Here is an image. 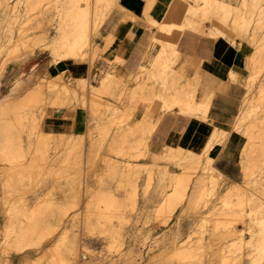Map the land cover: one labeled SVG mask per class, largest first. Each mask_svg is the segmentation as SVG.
Listing matches in <instances>:
<instances>
[{"label": "bare ground", "instance_id": "6f19581e", "mask_svg": "<svg viewBox=\"0 0 264 264\" xmlns=\"http://www.w3.org/2000/svg\"><path fill=\"white\" fill-rule=\"evenodd\" d=\"M111 1L113 0H93L91 8V0H4V16L2 15L4 18H18L22 15L26 17L20 23L21 26L18 33L13 34L14 29H12L13 31L10 30L11 33L9 32L10 34H7L8 37L4 41L5 47L8 48L9 58H6L0 66V82L6 65L9 62H16L24 57L33 55L36 52L35 50L37 49L38 42L48 38L50 35L52 36V40H50L48 44L46 43L47 45L45 48L52 56V60L50 59L51 61H65L66 63H71V60L76 58L78 60L77 62L83 63L82 60L87 57L85 53L87 49L85 46L88 45L90 33L92 30H98L101 26L105 19V15L107 16V12H109L107 11L105 13V10H108L107 6H109ZM183 2H186V5L181 12ZM53 5L58 9L60 15V19H56V22L54 21L56 24L52 22L54 20L53 17L33 16L35 13H47V9ZM113 5L115 6V4ZM167 10L166 17L162 21L151 20L150 18L152 17H148V21H151V23L158 28L157 35L154 36L155 40L159 39L158 33L172 32L177 29L179 35L183 30L188 28L196 32L205 30V34L213 35L218 38L224 37L235 44L241 43L240 41L238 42L237 39L240 38L241 41L249 43L252 47L247 58L245 56L247 60L246 65L250 66V77L253 82H256L254 80L255 78H259V76L261 79L258 86H256L257 90L254 94L250 91L251 86L244 90L241 98L242 102L240 103L239 112L235 120L236 127H234L246 138L240 153V165L243 175L242 181L245 184L235 181L234 179L233 181H227L226 178L228 177H226L219 168L213 167L212 170L203 171L199 177H196L193 188L203 185L204 188L199 191V196L202 197L206 193L208 194V192L210 194L208 187L205 185L209 180L211 182V187L217 182H221L223 189L221 190L220 197L225 199L226 203L236 205L241 211H249L250 219H258L250 223V225H245V228L241 227L242 225L238 227H234V225L230 226V221L225 223L223 219H217L212 229L206 232L209 233L208 235H213L210 237L211 239L216 237L229 238L233 236L239 238L237 242H239L238 250L240 251L247 243H250L251 251L254 252L256 259H261L264 257V213L260 217H257L252 215V210L264 212V180H258L253 177L256 172H264V42H262V34L264 33V0H237L236 2L231 0H174ZM214 20L220 24L216 25ZM0 26L2 27V25ZM13 27L14 26H12V28ZM16 27L15 25V28ZM28 29L36 30L28 32ZM53 29H56L54 35L50 34V30ZM166 41L168 40L163 39L161 47L158 46L157 53L154 55V58L150 60L152 65H158L161 68L153 71L149 66L152 70L149 76L154 77L155 81L161 84L160 87H157L159 83H155L153 86L151 85L149 89L153 90V92L154 90H158V93H156L159 94V97L162 99L161 113L158 114V116H151L150 113H146L135 125L133 124V126L128 128H121V126L116 128L113 127L114 123L117 124V122L123 120L122 117L125 112H123V116L118 117V119L115 116L105 119L103 115L105 109L104 112L102 109L105 106L106 108L114 109L113 111L115 113H117V109L119 108L115 106L113 102L101 96L102 93L112 94L111 86L108 83L111 81L110 78V80L108 79L109 81L107 80L108 82L105 78V80H101L99 86H94L88 82V77L84 74L72 75V77H74L73 83L67 85L62 81L63 71L62 74L51 75L47 78L45 92H42L41 87H37L39 86L38 83L36 86L37 88H35L36 90L33 92L31 91V93L27 92L28 94L23 97L22 102L16 104L15 101L19 94V90L17 92V89L21 88V82L25 80L23 78L24 80H19L20 82H17V84L13 86L10 94H6L0 99V161L8 163L7 165H3L0 170L3 187L5 189L18 187L20 183L25 180H33L36 173L42 169V164L49 161V147H52V142L54 141L55 144L59 146L64 139V132H52L44 129L43 123H41L35 110H33L34 106L41 107L40 113L42 114L43 112H47L49 107H67L72 104L73 98H78L80 94L82 97L87 95V101L86 96L84 100L87 102L92 115L99 116L100 120L97 119L98 123L96 124L94 122L96 125L93 127L87 124L89 125L87 132L88 136H90V143L89 151H87L88 174L86 175L84 185L86 193L89 192L92 195V200L89 203L90 206L88 207L87 201L85 207L77 212L70 210V207L58 206L52 199H46L40 206H35L28 210L25 209L26 211L21 213L25 217L24 220L21 216L19 217L21 220L18 222L20 229L12 237H9V232H6V230L4 232L5 237L0 239V264H10V254L12 252L22 253L25 249H28L29 252L30 250L37 251L41 247L44 238L52 234L54 230L65 221L66 215L71 214L73 223L76 224V222L81 221L83 226L89 228L91 231H106L113 237L120 234L119 229L112 224H88L90 220L97 221L101 217L105 219L110 218V216L107 215L101 216L99 210L103 205H105V209H109L111 204L115 201L112 191H109L107 188L99 189L92 183L93 180L91 181V173L93 172L94 174L98 170V162L96 163L94 159L97 155V153L95 155V147L105 146V149L119 155V157H124V160L117 161L105 158L103 168L108 167L110 174H127V176L132 177L131 180L134 178L132 174L133 170H120L118 162H129L132 159H141L146 155L164 160V166L159 167L157 170L161 181L166 179L169 181L168 187L170 190L163 201V205L166 208L172 210L189 194L192 188V173L194 170L188 171L186 169H196L201 156L205 153L212 157L211 153L214 145L219 141L222 143V141L228 137L230 131L217 125L215 122H211V133L200 149L197 150L186 147L180 143L172 144L166 142L163 143L162 152L158 155L153 154V150H150L149 146L151 145L149 144V138L160 121L162 114L168 110L173 111L176 106H179V112L205 119L211 99L217 90L218 78L222 77V75L205 67L198 68L192 73L189 71L188 64H184L182 61L178 65L173 66V63L177 60L175 56L180 55L179 50L175 48L177 39L173 42ZM96 49L98 50V48ZM117 63H119V61H117ZM141 66H144V64L141 63ZM166 67H168L169 70H167ZM201 72L204 74V77L199 74ZM146 73L148 75L147 71ZM30 76L38 77L36 74ZM239 77V72L232 68L228 70L226 78L229 81L235 83L241 82ZM151 80L152 78L150 81ZM183 80L185 82L182 83ZM23 86L26 88L25 85ZM147 90L148 88H146V91ZM141 91H143V87L140 92ZM146 91L145 97H147ZM40 92L43 94L40 95ZM89 92H94V96H90L88 94ZM148 92L151 93V91ZM131 99L133 101V98ZM84 100L83 104L85 103ZM142 100H144V98ZM139 102L140 101H138V103ZM132 103L134 104L135 102ZM124 108L126 107L124 106ZM95 116H93V118ZM95 131L97 135H93ZM71 136L72 133H69L67 140H70ZM87 140L89 141V139ZM80 146L83 147V143H81L79 137L78 140L76 138L75 142L73 141V143L69 144L65 158L67 162L75 161L76 163L81 160L80 153L84 147L80 149ZM213 153L215 154L216 152ZM64 165L66 164L64 163ZM152 169L151 167L148 168L150 178L153 173ZM82 171L83 170H81V172ZM75 178L79 180L80 176ZM133 185L135 184L132 181V186ZM249 187L250 189L257 190V192L248 190ZM101 203H103L102 206ZM227 212L226 210V213ZM10 213L8 211V214ZM12 217L13 215L10 217L11 220L14 218ZM158 218L161 220L163 219L160 215H158ZM15 221L17 220L15 219ZM162 221H164V219ZM203 242H206L203 241V238H198V240H193V237L181 239L173 235L168 238L166 243L164 242V244H162V246H164H161L162 248L160 247L159 254L166 257L171 264H191L194 262V259L199 258L203 254V249L206 248ZM213 244L214 241L213 243L209 241V244L206 245ZM82 248L84 247L77 237H72L69 240L67 234H63L57 237L47 247L44 255H41V258H27L26 262L27 264H75L78 257L82 255ZM207 248L209 249V246ZM136 250L139 251L140 249H135V251ZM223 250H225V248H223ZM84 251L86 252V250ZM135 251L133 250L134 253H137ZM214 253V251L209 252L210 256ZM226 253L229 254L228 252ZM205 255L206 254H204V256ZM128 257L131 262H136V258L132 254ZM224 259L223 261L225 263ZM233 259L231 258V260ZM100 262L101 260L99 262L95 261L94 264H101ZM239 262L241 263V261ZM80 263L82 264V262ZM210 264H214V262Z\"/></svg>", "mask_w": 264, "mask_h": 264}, {"label": "rangeland", "instance_id": "374dc122", "mask_svg": "<svg viewBox=\"0 0 264 264\" xmlns=\"http://www.w3.org/2000/svg\"><path fill=\"white\" fill-rule=\"evenodd\" d=\"M231 1L236 2L237 0H231ZM92 2L93 0H91V8H92ZM113 4L116 5V0L111 1L109 6H107L108 10H105V13L109 11L107 12V16L110 14V12L115 7ZM185 5H186V2H183V6H181L183 8H181L182 10L180 9L181 12L183 11ZM4 8H5L4 0H0V16H1L0 25H2V27L0 26V66L6 60V58L7 59L9 58L8 48L5 47L4 41L7 39L11 31H13L12 29H14L13 31L14 33L12 32L13 34L18 33L19 28L21 26L20 23L26 17L25 15L24 16L22 15L18 18H14V17H9V19L8 17L4 18L3 17ZM58 15H59V11L57 8H55V5L48 8L47 13L33 14V16H38V17H42V16L53 17L54 20L52 22L54 21L56 22V19H60V15L59 16ZM107 16L105 15V18ZM33 23H34V20H33ZM214 23H216V25L220 24V23H217V21L215 20H214ZM15 25L17 26L16 28H15ZM12 26L14 27L12 28ZM28 30H29L28 32H32V31H35L36 29H32V30L28 29ZM55 31L56 29L50 30V34L54 35ZM177 31L178 30L175 29L172 32L158 33L159 39L155 40L154 36L157 35V31H156V33L152 35L153 37L150 38V44L148 48L150 49V51L142 57L141 63H143L144 66H141V63H140L139 67L136 68L135 70L130 71V72L126 71L124 73H119L116 67V65L118 64L117 61H119V63H123V59L121 57H115L114 59H110V57L105 55L103 52V48H100V45L98 42V38H100L99 29L91 31L90 36H89L88 45L85 46L87 49L86 50L87 52H85L87 54V57L82 60L83 64L86 65V67H88L87 66L88 63L90 64L91 72L89 75L88 68H87L84 75L87 76L90 82L93 84H98L102 79L105 80V78H106V81L109 78L111 79V81H113V82L109 81L110 79L108 80L109 82L107 81L111 86L112 94H105V93L101 94L102 97L107 98L110 102H113L115 106L119 107L117 109V113H115L113 111L114 109L106 108V106L105 107L103 106L104 108L102 110L104 112V109H105V112H104L105 114L103 113V115L105 116V119L111 118L113 116H115L118 119V117L123 116V112H125L124 116L122 117L123 120L121 122H117V124L119 123L120 125L119 124L117 125L116 123H114L113 127L116 128L118 126H121V128H128L130 126H133V124L135 125V123L140 118H142L144 114L150 113V112L151 113L159 112V106L162 103V99L159 97V94H157L158 90H154V92L153 90H149L151 85L153 86L155 83L158 84L159 82L155 81V78L149 76V74L152 70L153 71L156 69L158 70L161 67L158 65L156 66L154 64L152 65L150 63V60L153 59L154 55L157 53L156 51L158 49L157 46L161 47V43L163 42V39L168 40L166 42H173L174 40L177 39V42L175 43L176 44L175 48H178V45L180 44L181 36L184 30L179 35ZM201 31L204 32L205 30H201ZM202 32H198V33H200L201 35H208V34H205V32L204 33ZM208 36H211V35H208ZM262 37H263L262 42H264V33L262 34ZM237 39L238 41L241 42L240 43L241 45L242 43H245V45L248 47L247 52L249 54L252 49L250 44L245 41H241L240 38H237ZM50 40H52L51 35L48 38L40 40L38 42L37 49L35 50L36 52L33 55L24 57L21 60L16 61V62H9L6 65V69L4 70V73H3V76L0 82V99L6 94H10L13 86H15V84H17V82H20L19 80H22L23 78L25 80L23 79L24 81L21 82V85H22V86L20 85L21 88L19 87L20 89H17V92L19 90L18 92L19 94L15 101L16 104H20L23 100V97L26 96L28 93H31V91L33 92L34 90H36L35 88L37 87L38 88L41 87L42 92H45L47 78H49L51 75L62 74V72L64 71V74H62V79H63L62 81L67 85H71L73 83L74 77H72V74H70L67 71L66 62L65 61H51L52 56L50 52L46 50L45 48V46L48 44V42H50ZM96 48H98V50ZM175 57L177 60L173 63V66L178 65L181 60L180 55H177ZM77 61L78 60L75 58L71 60V63H77ZM98 61L107 62L108 67H104V66L97 67ZM246 63H247V60L244 61L243 63L245 66L243 65L239 69V72H240L239 78L241 82H238L237 85L241 87L242 92L245 89H247L249 86H251L250 91L252 92V94H254L257 90L256 86H258L261 78L259 76V78H255L254 81L256 82H253L250 77V73H251L250 66L246 65ZM149 66L152 68V70ZM188 68L190 69L189 71L193 70L190 67ZM166 69L169 70L168 67H166ZM146 71L148 72V75ZM32 74L33 75L36 74L38 75V77L37 76L31 77L30 75ZM199 74L203 75L204 77V74H202V72ZM41 78L43 79V81ZM151 78L152 80L150 81ZM144 80H147V81H144ZM38 83H39V86H37ZM23 85H25L26 88ZM160 86L161 84L159 83L157 87H160ZM142 87H143V91L140 92ZM146 88H148L147 91H146ZM145 91H146L147 97H145ZM148 91H151V93ZM42 92H40V95L43 94ZM88 94L93 97L95 93L89 92ZM85 96H86V101H87V95ZM85 96L82 97V95L80 94L78 98L77 97L75 99L73 98V102L71 105H68L67 107H65L67 110H69V114L72 115L71 121L73 122L72 123L73 128L69 132L72 133V136L74 138L71 136L72 139L70 138V140H67L69 133L64 132V139L63 141H61L59 146H57L54 141L52 142V147H49V150H50L49 161L42 164L41 166L42 169L38 173H36L33 180L32 179L30 181L25 180L22 183H20L18 187H12L11 189H5L3 187V181H2V177L0 173V239L5 237L4 232L6 230H7L6 232H9V237H12L20 229V227L18 226L19 224L18 222L21 221L19 217L21 216L23 220L25 218L24 215L21 213L25 212L28 209H31L32 207L40 206V204L46 199H52L57 203L58 206L70 207V210H74L77 212L81 211L82 208L85 207L87 201H88V207L90 206L89 203L92 200V195L89 192L86 193V189L84 185L86 175L88 174L87 172L88 171L87 151H89L88 149H89V143H90V136H88L87 131H88L89 125L93 127L98 123L99 116L92 115L91 110L89 109L87 105V102L84 100ZM151 97L153 98V100ZM131 98H133V101ZM143 98L144 100H142ZM240 98H238L236 101V104H235L236 109L235 111H233V113L231 114L224 113L222 115H216L215 110L218 107L217 99H216V96L212 98L208 111H207V116L204 120L206 121L210 120L212 123L215 122L217 125H220L228 129L230 133L228 137L222 141V143L221 141H219L214 145L212 149V153H211L212 157L206 155L205 153L204 155L201 156L196 169H193V168L186 169L188 171L194 170V172L192 173V188L190 189L189 194L184 198V200L180 204H178L175 208L170 210L163 205V201L170 190V188L168 187L169 181H167V179L164 181L163 180L161 181V179L159 178L160 175L157 169L159 167L164 166V162H165L164 160L146 155L142 157L141 159H132L129 162L128 161L118 162V164L120 165L119 166L120 170H125V171H127L128 169L133 170L132 174L134 175L133 176L134 178L133 180H131L132 177L127 176V174L118 173L114 175V174L109 173L108 167L103 168L104 166L103 162L105 158L111 159L112 161H117V160H124L125 159L124 157L123 158L121 156L119 157V155L114 154L113 152L105 149L104 148L105 146L95 147V155L96 153L97 155L95 156L94 159L96 163L98 162L97 163L98 170L94 174L91 171L92 172L91 176L93 177V178L91 177V181L93 180L92 183L95 185V187L99 189L107 188L109 191H112L115 201L111 204L109 209H105V205L101 203V206L102 205L103 206L100 208L99 214L101 216H104V215L110 216V218L105 219L101 217L97 221H92V220L88 221V224H91V223H97V224H102V225L112 224L116 228L119 229L120 234L113 237L106 231L105 232L91 231L89 230V228H85L81 221L76 222V224L73 223L71 214L66 215L64 219L65 221L63 222L61 221L62 223L57 227L58 229L56 228L52 234L46 237L47 240L46 238H44L41 247L37 251L30 250L29 252L28 249H25L24 251H22V253L12 252L10 254V258H11L10 264H27L26 262L27 258H36V257L41 258L42 257L41 255L42 254L44 255V252L47 249V247L57 237H60L63 234H67V236L69 237V240L72 237H77L79 242L82 243V246L84 247L81 250L82 255L78 257L75 264H81L80 262H82V264L84 263L94 264L95 261L99 262L100 260H101L100 262L101 264H171L170 261L166 257H164L163 255L159 253H160V249L164 246V245L162 246V244H164V242L166 243L168 238H170L173 235L174 236L176 235L178 238H181V239L193 237V240L195 239L198 240V238H203V241H206V242H203V244L206 247L203 249L205 253L203 252V254L199 258L194 259V262H192L191 264H195V263L196 264H208V263L210 264L211 262L212 263L214 262V264L216 263L217 264H230V263L231 264H264V257L261 258L262 260L261 259L257 260L254 252L251 251L250 243H247L246 246L243 247V249L240 251L238 250L239 242H237L239 238L233 236L229 238L216 237L214 239H211L210 237L213 235L212 234L208 235L209 233H207L208 230L212 229V226L216 222L217 219H220V220L223 219L225 223L230 221L231 222L230 226L234 225V227L235 226L238 227L242 225L241 227L243 228H245V225L247 224L250 225V223L257 221L258 219L255 218V220H252L250 219L249 211H241L239 208L236 207V205L232 203L231 204L226 203V200L220 197L221 190L223 189V186H221L222 185L221 182H217L213 187H211L210 186L211 182L209 180L205 185L208 187L210 194L208 192V194L206 193L202 197L199 196V191L202 190L204 186L200 185V187L193 188V186L195 185L194 183H195L196 177H199L203 171L212 170L213 167L219 168L226 175V177H228L226 178L227 181H233L234 179L235 181L245 184L242 181L243 175L240 169V151L244 143L242 144L243 139H238V141L234 140L235 134H240L244 138V135L238 132L236 128H234L236 127L235 126L236 119L233 117V114L237 110L239 112L238 104L242 102ZM83 100L85 101L84 103L85 105L83 104ZM137 100L140 102L138 103ZM147 100H149L150 102ZM130 102L131 103L135 102V103L131 104ZM124 106L126 108H124ZM50 108H54V107H50ZM50 108H48L47 112H43L42 114L40 113L41 107L34 106L33 108V110H35V113L39 117L41 123H43V125L46 128H48L46 115L50 113L49 112ZM168 114L174 115L176 117L185 116V117L203 119L201 117L186 115V113L176 112L174 110L164 112L161 118ZM93 116L95 117L93 118ZM89 117L91 120L89 119ZM124 120H128V121H124ZM158 125H159V122L149 138V144L151 145L149 146V148L150 150H153L152 152H154L153 154L155 155H158L162 152L161 150L162 143L160 142L159 138H156V134H157L156 130L158 129ZM93 135H97V132L95 131ZM78 137H79V140H81V143H83V147H84V148L82 146L79 147L80 149L83 148L81 150L82 152L80 153L81 160L76 163L75 161L67 162V160L65 159L66 153L68 150L67 148L69 144L73 143V141L74 142L76 141V138L78 140ZM87 139H89V141ZM213 152H216V153L214 154ZM64 163L66 165H64ZM7 164H8L7 162L4 163V161H2L0 163V170L3 165H7ZM150 167L153 168L152 169L153 173H152L151 178L149 177V174H148V168ZM81 170L83 171L81 172ZM77 176H80L79 180H76L75 177ZM253 177L257 178L258 180H264V172H256ZM132 181L135 184L133 186H132ZM248 190L257 192V190L250 189V187L248 188ZM263 198H264V195H263ZM226 210L228 211L227 213H226ZM8 211L9 213L11 212L13 214L11 213L8 214ZM263 213L264 212L262 211L252 210V215L257 216V217H260ZM11 215H13L14 217V218L12 217L13 218L12 220L10 219ZM158 215L163 217L164 221H162L163 219L162 220L159 219ZM15 219L17 221H15ZM212 240L214 241V244L208 245L209 246V249H208L207 248L208 246L206 244H209V241L213 243ZM132 248L134 251L135 249H138V250L140 249V250L139 251L136 250L135 252L137 253H134ZM223 248H225V250H223ZM83 249L86 250V252ZM210 251L215 252L213 255L216 258L213 255L210 256L209 254ZM226 252H228L229 254H227ZM127 254L129 255L132 254L136 258V262H131V260L128 257L129 255ZM204 254L206 255L204 256ZM236 254H237V257H236ZM231 258L232 259L234 258L233 259L234 261L231 260ZM223 259L225 260V263ZM201 260L203 261V263ZM239 261H241V263Z\"/></svg>", "mask_w": 264, "mask_h": 264}, {"label": "crops", "instance_id": "0c3cea01", "mask_svg": "<svg viewBox=\"0 0 264 264\" xmlns=\"http://www.w3.org/2000/svg\"><path fill=\"white\" fill-rule=\"evenodd\" d=\"M116 1L115 7L99 28L100 38H98V42L100 48H103L104 54L110 59L115 57L123 59V63H118L116 67L120 66L117 70L119 73H124L138 68L142 62V57L150 51L148 49L150 38L158 28L151 21H148V17H152L153 19L150 18L151 20H164L168 12L167 9H169L174 0ZM177 49L180 52V62L187 63V66L193 69L190 72L193 73L198 68L205 67L222 75V77L218 78L217 90L213 95V97L216 96L218 106L215 113L216 115L233 113L236 109V101L238 98H242L244 91L242 92L241 87L237 83L229 81L226 77L229 69L232 68L239 72L240 67L244 65L245 56L248 55V47L245 43H242V45L240 43L235 44L224 37L201 35L196 31L185 29ZM66 65L67 71L72 75H83L87 68L90 75L91 66L89 63L88 67L80 62L66 63ZM100 66L108 67V63L98 61L97 67ZM88 82L94 86H99L101 83L100 81L98 84H93L89 79ZM183 82L185 81L183 80ZM239 106L240 104H238V109ZM161 108L162 103L159 106V112H150V115L158 116L161 113ZM174 111L179 112V107L176 106ZM49 112L46 115L48 128L44 126V129L52 132L70 133L69 131L73 128V122L71 121L72 115L69 114V110L65 106H57L50 108ZM237 115L238 110L234 112L233 117L236 119ZM211 128L212 123L210 120L204 121V119L201 120L200 118L176 117L168 114L159 121L156 138L160 139L161 147H163V143L168 142L172 144L180 143L186 147L198 150L208 139ZM244 138L240 134L234 135L235 141L243 139L242 144L245 143L246 138L245 140Z\"/></svg>", "mask_w": 264, "mask_h": 264}]
</instances>
